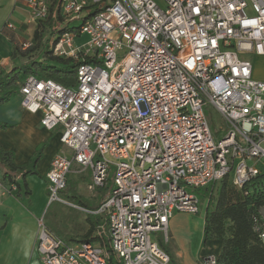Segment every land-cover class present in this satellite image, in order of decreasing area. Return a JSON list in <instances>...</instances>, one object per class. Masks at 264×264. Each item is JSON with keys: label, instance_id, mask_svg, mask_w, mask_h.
<instances>
[{"label": "built area", "instance_id": "built-area-1", "mask_svg": "<svg viewBox=\"0 0 264 264\" xmlns=\"http://www.w3.org/2000/svg\"><path fill=\"white\" fill-rule=\"evenodd\" d=\"M22 1L27 24L48 18L51 0ZM161 1L164 8L155 0H58L62 22L49 51L91 61L78 65L74 86L30 75L19 88L22 108L39 113L45 130L59 129L69 152L50 161L47 202L69 204L58 194L73 165L90 171L91 193L106 187L112 167L114 177L96 210L69 204L104 218L100 243L64 242L41 217L40 264H109L111 256L121 264H171L154 235L167 242L175 213L200 212L188 190L226 178L240 190L264 173V82L243 58L264 57V0ZM81 35L87 40L77 45ZM204 105L226 125L218 142ZM250 221L264 244V205ZM204 264H218L217 257Z\"/></svg>", "mask_w": 264, "mask_h": 264}, {"label": "crops", "instance_id": "crops-1", "mask_svg": "<svg viewBox=\"0 0 264 264\" xmlns=\"http://www.w3.org/2000/svg\"><path fill=\"white\" fill-rule=\"evenodd\" d=\"M54 9L56 10V7ZM27 19V8L22 0H0V77L25 64L21 62L20 56L12 58V54L13 49L21 52L19 45L25 41V36L34 34L38 28V22L27 24ZM9 24L14 27L13 30L7 27ZM253 57L264 58L252 55ZM252 77L263 82L254 76L253 68ZM0 124L7 125V128H0V149L12 153L16 165H27L38 157L33 169L29 168L34 173L18 180L19 196H16L15 191L10 190L7 185L0 188V264H40L36 250V235L37 220L42 217L43 210L48 204L46 173L56 153L69 152L60 143L58 129L45 130L40 125L39 113L30 114L22 108L19 91L7 101L0 103ZM89 178L88 169L80 170L73 165L66 182V186L67 183L70 185L73 183L74 194L80 198L79 205L86 209L88 208L83 206L82 199L98 207L106 198H98L96 191L93 194L87 190ZM204 211L201 208L196 215L175 213L171 218L168 229L170 235L168 255L171 264H204L209 255L218 257L221 250L219 241L208 240L203 244ZM100 219L101 222L97 218L87 216L86 232L81 240L86 237L92 226L89 238L93 243H100L96 234L99 229L106 228L104 218L100 216ZM185 221L188 224H182ZM68 237L69 239L65 241L67 243L81 242L72 235ZM103 241L106 242L105 236ZM20 244L24 247L23 253L18 252Z\"/></svg>", "mask_w": 264, "mask_h": 264}, {"label": "trees", "instance_id": "trees-1", "mask_svg": "<svg viewBox=\"0 0 264 264\" xmlns=\"http://www.w3.org/2000/svg\"><path fill=\"white\" fill-rule=\"evenodd\" d=\"M61 22L62 17L59 12L58 0H51L48 18L45 21L38 22V28L33 34L37 44L43 45L41 42L43 34L50 35ZM39 28L40 31H38ZM70 31H75V28ZM27 53L28 50L18 52L13 49L12 58H17V56L27 57ZM90 61L89 58H85L84 61H76L70 57H56L52 55L51 51L44 49L43 60L29 61L0 77V103L7 101L11 96L18 93L20 85L30 75L38 79L52 80L65 87L74 86L78 65ZM0 128H7V125L0 124ZM37 158L27 165L19 166L14 163L12 153L0 149V176L2 182L5 185H14L16 196L20 194L18 180L34 173L32 169ZM204 189L203 201H207L208 198V205L204 211L203 244L208 240H217L221 243L217 263L264 264V244L259 241L253 232L250 221L251 215L264 205V173L253 178L240 190L234 188L227 178L218 185H210ZM214 190L217 195L213 200ZM98 207L91 209V211L96 210ZM92 230L93 227L91 226L81 242L91 241L89 236ZM109 264L121 263L115 261L111 256Z\"/></svg>", "mask_w": 264, "mask_h": 264}, {"label": "rangeland", "instance_id": "rangeland-1", "mask_svg": "<svg viewBox=\"0 0 264 264\" xmlns=\"http://www.w3.org/2000/svg\"><path fill=\"white\" fill-rule=\"evenodd\" d=\"M155 1L159 5V7L164 8V3L161 0H155ZM78 25L79 23L75 22V23L70 24L69 27L70 28L77 27ZM39 30L40 28L38 29V31ZM49 39H50L49 34H43L42 39H41V42L43 43V45H38L35 38L33 37V34L32 35L30 34L29 36H25V41L21 42L22 44L19 45V47L23 51L28 50V53H27L28 55L27 57L20 56L22 58L21 62L27 63L33 60H38V61L43 60V50L45 49L49 51V48L47 46ZM86 40H87L86 36L81 35L75 40V42L77 45H81L85 43ZM22 50L21 52H23ZM121 55L122 54L118 56L119 59ZM243 58L251 62L254 76L260 80H263L264 82V58H254V57L252 58V55H243ZM203 112L205 114V117L207 118L213 141L214 142L220 141L224 137L227 131L226 125L224 124L222 117L210 105H204ZM58 130H55V131H58ZM113 177H114V169L112 167L109 172V177L106 182V187L101 188L95 192L98 195V198L107 197L108 192L113 186ZM204 190H205L204 188H201V189H197L193 191H190V190L188 191L193 193L199 199V201L202 203L201 208L205 210L206 206L208 205V202L206 200L203 201L204 200L203 198ZM58 195L61 199H63L67 203L81 207L79 205L80 204L79 196L74 194L73 183H71V185L67 183L66 189L64 191L59 192ZM216 195L217 193H215V190H214V193L212 196L213 200L216 197ZM69 204L67 205V204H64L58 201L50 202L45 206L43 213H42V221L46 229L50 231L51 233H53L55 236L60 237L64 242L69 239L68 235H72L73 238L77 240H81V237L86 232L87 216L97 218L101 222L100 216H97L96 214H90L89 212H87V210L95 209L96 206H93L92 204L87 203L84 199H82V204L83 206H86L88 208L86 211L75 209ZM184 223L188 224L187 221L183 222L182 224ZM154 236H156V241L160 245V247L167 254H170L169 230L167 232V238H168L167 242H164L163 237L160 233ZM105 239H106V244H107L108 240L106 236H105ZM106 246L105 248H108ZM23 249H24L23 245L20 244L18 252L23 253Z\"/></svg>", "mask_w": 264, "mask_h": 264}]
</instances>
